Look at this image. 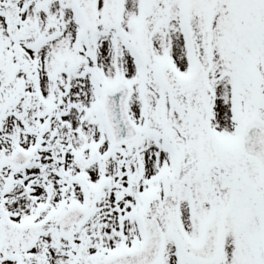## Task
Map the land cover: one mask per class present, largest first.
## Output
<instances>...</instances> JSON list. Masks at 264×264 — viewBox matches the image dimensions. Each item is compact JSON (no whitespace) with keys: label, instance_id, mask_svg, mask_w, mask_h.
<instances>
[{"label":"snow or ice","instance_id":"1","mask_svg":"<svg viewBox=\"0 0 264 264\" xmlns=\"http://www.w3.org/2000/svg\"><path fill=\"white\" fill-rule=\"evenodd\" d=\"M0 264H264V0H0Z\"/></svg>","mask_w":264,"mask_h":264}]
</instances>
